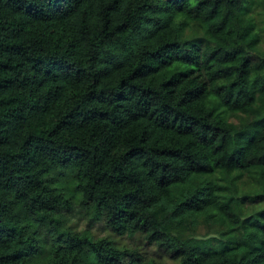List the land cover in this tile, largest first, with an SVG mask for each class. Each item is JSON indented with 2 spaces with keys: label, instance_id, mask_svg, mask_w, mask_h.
<instances>
[{
  "label": "trees",
  "instance_id": "obj_1",
  "mask_svg": "<svg viewBox=\"0 0 264 264\" xmlns=\"http://www.w3.org/2000/svg\"><path fill=\"white\" fill-rule=\"evenodd\" d=\"M76 201L176 264H264V0H0V264H164Z\"/></svg>",
  "mask_w": 264,
  "mask_h": 264
},
{
  "label": "rangeland",
  "instance_id": "obj_2",
  "mask_svg": "<svg viewBox=\"0 0 264 264\" xmlns=\"http://www.w3.org/2000/svg\"><path fill=\"white\" fill-rule=\"evenodd\" d=\"M256 9L258 5L255 3ZM257 18L260 19V13L257 14ZM248 184L250 180L247 178ZM244 203V202H242ZM66 221L69 225L74 227L75 229H83L88 227L93 232L94 236H107L112 238L118 243H126L132 244L135 243L139 245L147 254L154 255L159 257L164 264H176L177 260L169 256L164 250L157 248L152 243H146L145 239H143L142 234L134 233L133 235L128 234H118L115 232L108 224H106L103 220H89L84 212V208L80 206L78 201L74 202V204L65 211ZM223 225L218 222L205 223L199 222V224L191 230L193 234L197 236H205V237H218L220 235L219 231L222 230Z\"/></svg>",
  "mask_w": 264,
  "mask_h": 264
}]
</instances>
